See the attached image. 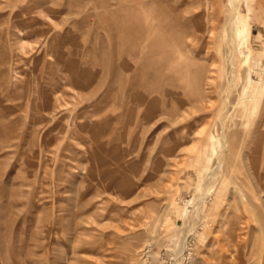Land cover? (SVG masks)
I'll return each mask as SVG.
<instances>
[{
	"label": "rangeland",
	"instance_id": "obj_1",
	"mask_svg": "<svg viewBox=\"0 0 264 264\" xmlns=\"http://www.w3.org/2000/svg\"><path fill=\"white\" fill-rule=\"evenodd\" d=\"M0 264H264V0H0Z\"/></svg>",
	"mask_w": 264,
	"mask_h": 264
},
{
	"label": "bare ground",
	"instance_id": "obj_2",
	"mask_svg": "<svg viewBox=\"0 0 264 264\" xmlns=\"http://www.w3.org/2000/svg\"><path fill=\"white\" fill-rule=\"evenodd\" d=\"M243 29H238L237 30V32L235 33V35H237V37H239V38H241V37H243L242 35H243ZM248 99H250V100H254V96H252V94H249L248 95Z\"/></svg>",
	"mask_w": 264,
	"mask_h": 264
}]
</instances>
